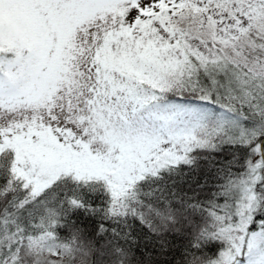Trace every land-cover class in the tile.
I'll return each mask as SVG.
<instances>
[{
  "label": "snow or ice",
  "instance_id": "6c2138e0",
  "mask_svg": "<svg viewBox=\"0 0 264 264\" xmlns=\"http://www.w3.org/2000/svg\"><path fill=\"white\" fill-rule=\"evenodd\" d=\"M0 264H264V0H0Z\"/></svg>",
  "mask_w": 264,
  "mask_h": 264
}]
</instances>
